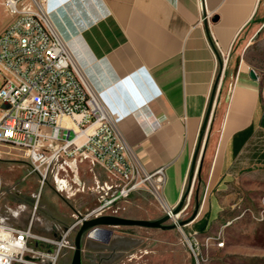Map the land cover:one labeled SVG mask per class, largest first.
Returning <instances> with one entry per match:
<instances>
[{"label": "crops", "instance_id": "crops-1", "mask_svg": "<svg viewBox=\"0 0 264 264\" xmlns=\"http://www.w3.org/2000/svg\"><path fill=\"white\" fill-rule=\"evenodd\" d=\"M48 4L52 22L84 80L121 115L117 128L128 156L148 173L163 169L161 195L167 207L177 204L186 187L215 83L216 113L212 112L208 138L216 130L215 145L211 156H204L199 179L219 188L235 175L264 170V0H48ZM220 53L227 57L224 69L216 57ZM127 84L135 85V95ZM207 146L208 142L205 154ZM64 168L57 177L65 181V192L58 193L50 177L48 195L42 193L33 229L38 235L58 238L72 222L69 218L96 205L92 182L102 177L99 171L93 172L86 162H67ZM26 169L15 175L20 192L8 202L12 209L26 205L18 217L10 216L19 225L26 223L36 191L35 184L32 188L22 184ZM218 212L219 205L210 201L195 224L205 220V231Z\"/></svg>", "mask_w": 264, "mask_h": 264}, {"label": "built area", "instance_id": "built-area-1", "mask_svg": "<svg viewBox=\"0 0 264 264\" xmlns=\"http://www.w3.org/2000/svg\"><path fill=\"white\" fill-rule=\"evenodd\" d=\"M2 6L9 22L0 32V148L17 151L26 159L24 179L37 176L38 190L32 196L25 224L10 220L22 203L15 209L4 207L6 215H0L4 234L0 264H56L64 249H73L69 235L81 219L77 216L58 238L34 233L49 175L55 190L62 193L66 184L57 175L67 162H86L93 172L99 171L102 177H94L96 205L78 214L91 219L116 215V204L145 188L164 202L163 169L148 173L128 156L117 128L121 115L84 80L52 22L48 0H3ZM217 56L224 69L227 57L221 53ZM64 119L67 122L62 125ZM3 153L7 152L0 150V155ZM9 192L19 195L16 186ZM172 208L165 204L166 213ZM193 254L197 260L194 250Z\"/></svg>", "mask_w": 264, "mask_h": 264}, {"label": "rangeland", "instance_id": "rangeland-1", "mask_svg": "<svg viewBox=\"0 0 264 264\" xmlns=\"http://www.w3.org/2000/svg\"><path fill=\"white\" fill-rule=\"evenodd\" d=\"M8 20L1 3L0 30ZM220 72L222 73V70ZM262 101H264V87H262ZM212 110L215 114L214 100ZM215 135L216 130L208 141L205 158H209L213 152ZM0 150L7 152L0 155V215L4 216L5 204L11 206L8 202L13 200V194L9 189L11 186H16L20 192L14 178L18 171L27 168L24 165L27 161L17 151H7L3 148ZM235 177L217 188L215 183L203 182L195 173L183 210L177 219L179 221L191 213L197 195L199 210L193 222L170 231L138 227L110 228L112 234L108 243L84 237L82 263L89 264V257L92 256L96 261L102 257V264H192L193 259L195 264H264V170L258 167ZM49 181H51L50 175ZM22 184L26 188H32L35 184V192L38 190V179L35 175L27 177ZM94 188L95 184L92 182V193L97 199L98 195ZM42 193L43 196H47L48 190L45 188ZM210 201L219 205V212L216 218L209 222L206 230L200 233L194 225ZM114 208L117 212L115 216L131 219L153 220L166 214L164 202L153 197L147 188L135 191ZM77 216L74 214V217L69 218L72 221L70 224ZM172 222L174 221L170 220L168 223ZM77 230L78 227L69 235L72 246ZM195 232L197 234H194ZM193 250L197 260L194 258ZM72 251L73 249H64L56 264H70ZM253 257L259 260H253Z\"/></svg>", "mask_w": 264, "mask_h": 264}, {"label": "water", "instance_id": "water-1", "mask_svg": "<svg viewBox=\"0 0 264 264\" xmlns=\"http://www.w3.org/2000/svg\"><path fill=\"white\" fill-rule=\"evenodd\" d=\"M216 57L217 59H219L218 56ZM251 77L254 79L256 78L253 71H251ZM127 88L132 95H135L136 89L134 84L132 85L127 84ZM215 90H216V83L213 86L207 111L203 118L196 141V146L192 154V158L188 170V176H187V186L185 191L182 193L181 197L179 198L177 204L171 209L169 213H166L164 216L153 220L131 219V218H125L115 215H102L91 219H83L80 215H78V217L81 219V223L73 239V251H72L70 264H83L82 245H83L84 237H87L92 240L93 239L103 240L105 243H108L109 237L112 234V230L110 228L138 227L144 229H160L163 231H170L177 228L185 227L187 224L195 220L199 210V202L197 201V195L195 196V205L192 208L191 213L187 217L177 221L176 223L175 222L168 223L171 219L170 218L171 215L178 216L182 212L194 174L196 173L198 177L200 176V172L202 169V162L204 159L206 145L208 142L211 123L213 119L212 103H213Z\"/></svg>", "mask_w": 264, "mask_h": 264}, {"label": "clouds", "instance_id": "clouds-1", "mask_svg": "<svg viewBox=\"0 0 264 264\" xmlns=\"http://www.w3.org/2000/svg\"><path fill=\"white\" fill-rule=\"evenodd\" d=\"M24 210H26V205L22 204V205L19 206V211L12 212V215L18 217L19 214H20V211H24ZM9 211H11V209H9ZM2 222H3V218H0V223H2ZM3 236H4L3 230L0 229V239H2ZM0 247H2V245H0Z\"/></svg>", "mask_w": 264, "mask_h": 264}, {"label": "trees", "instance_id": "trees-1", "mask_svg": "<svg viewBox=\"0 0 264 264\" xmlns=\"http://www.w3.org/2000/svg\"><path fill=\"white\" fill-rule=\"evenodd\" d=\"M204 224H205V220H200L198 222V224H195L194 227L197 229L198 232L202 233L204 231ZM253 260H259L257 258H252ZM192 264H195L194 262V259H193V263Z\"/></svg>", "mask_w": 264, "mask_h": 264}, {"label": "flooded vegetation", "instance_id": "flooded-vegetation-1", "mask_svg": "<svg viewBox=\"0 0 264 264\" xmlns=\"http://www.w3.org/2000/svg\"><path fill=\"white\" fill-rule=\"evenodd\" d=\"M102 262H103L102 257H100L99 260H97V261L92 259V256L89 257V264H102Z\"/></svg>", "mask_w": 264, "mask_h": 264}, {"label": "bare ground", "instance_id": "bare-ground-1", "mask_svg": "<svg viewBox=\"0 0 264 264\" xmlns=\"http://www.w3.org/2000/svg\"><path fill=\"white\" fill-rule=\"evenodd\" d=\"M63 121H66V119H64ZM79 140H80V139H79ZM79 140H78V141H79ZM164 205H165V204H164ZM178 217H179V215H178V216H173V215H171V216H170V218H171L170 220H173V221L176 223Z\"/></svg>", "mask_w": 264, "mask_h": 264}]
</instances>
